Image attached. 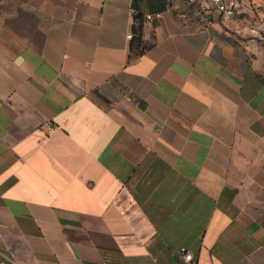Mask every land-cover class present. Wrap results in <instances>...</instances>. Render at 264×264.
Masks as SVG:
<instances>
[{
	"label": "crops",
	"instance_id": "crops-1",
	"mask_svg": "<svg viewBox=\"0 0 264 264\" xmlns=\"http://www.w3.org/2000/svg\"><path fill=\"white\" fill-rule=\"evenodd\" d=\"M227 1L0 0L2 264H264V0Z\"/></svg>",
	"mask_w": 264,
	"mask_h": 264
},
{
	"label": "built area",
	"instance_id": "built-area-1",
	"mask_svg": "<svg viewBox=\"0 0 264 264\" xmlns=\"http://www.w3.org/2000/svg\"><path fill=\"white\" fill-rule=\"evenodd\" d=\"M240 4L235 1L227 0H165V9L173 12L180 20H187L192 13V19L196 22L197 29L206 28L214 16L223 20L232 18L239 10ZM160 12L148 13L143 16L144 20L159 18ZM131 39V31L126 35ZM50 128V127H49ZM181 257L190 260L189 252H183ZM0 264H2L0 262Z\"/></svg>",
	"mask_w": 264,
	"mask_h": 264
},
{
	"label": "trees",
	"instance_id": "trees-1",
	"mask_svg": "<svg viewBox=\"0 0 264 264\" xmlns=\"http://www.w3.org/2000/svg\"><path fill=\"white\" fill-rule=\"evenodd\" d=\"M141 17L138 15L133 16V24L131 27L132 37L130 39L129 51L132 55L139 54L144 46L141 44L140 34H141Z\"/></svg>",
	"mask_w": 264,
	"mask_h": 264
}]
</instances>
